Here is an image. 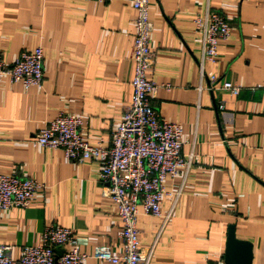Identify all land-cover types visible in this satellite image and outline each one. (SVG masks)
<instances>
[{
  "label": "crops",
  "instance_id": "obj_1",
  "mask_svg": "<svg viewBox=\"0 0 264 264\" xmlns=\"http://www.w3.org/2000/svg\"><path fill=\"white\" fill-rule=\"evenodd\" d=\"M207 9L231 30L201 77L193 21ZM134 18L131 0H0L2 60L11 65L22 52H43L41 85L0 80V174L44 186L26 208L0 213V245L11 247L14 260L38 246L49 225L74 233L89 256L84 264H110L92 258L96 247L123 250L98 163L69 162L32 141L66 113L82 119L88 145L110 148L131 99ZM149 20L155 59L146 78L159 86L151 105L181 126V154L192 161L164 182L161 213L169 217L137 216L139 246L152 248L149 264H224L233 225L236 239L251 245L250 264H264V0H149ZM211 75L218 80L212 91ZM225 81L238 95L220 89Z\"/></svg>",
  "mask_w": 264,
  "mask_h": 264
},
{
  "label": "built area",
  "instance_id": "obj_2",
  "mask_svg": "<svg viewBox=\"0 0 264 264\" xmlns=\"http://www.w3.org/2000/svg\"><path fill=\"white\" fill-rule=\"evenodd\" d=\"M93 1L104 3L109 0ZM131 3L135 11L131 99L123 109L110 148L88 145L82 134V119L66 113L50 121L32 141L43 148L60 150L69 162L98 163L101 195L113 202L121 220L123 250L113 255L108 247H96L91 256L110 264L150 263L152 248L144 250L139 246L137 216L141 212L163 217L161 204L166 194L165 180L179 171L186 173L192 161L191 156L185 158L181 154V126L162 120L151 105L159 86L146 78L155 59L150 47L153 27L149 20V0H131ZM193 25L194 33L201 39L197 68L199 75L206 77L205 65L217 61L218 42L228 38L231 28L220 13L210 9L197 16ZM42 65L41 48L22 52L11 65L0 56V80L7 76L11 83H18L24 89L37 87L43 79ZM208 81L209 90L217 88L215 76H209ZM220 89L233 96L239 93V87L229 81L222 82ZM42 190L44 186L33 179L0 174V213L12 208H26L33 196ZM10 250L11 247L0 245V264H84L89 258L79 250L71 230L55 225L44 228L38 246L22 248L18 261L11 257Z\"/></svg>",
  "mask_w": 264,
  "mask_h": 264
},
{
  "label": "water",
  "instance_id": "obj_3",
  "mask_svg": "<svg viewBox=\"0 0 264 264\" xmlns=\"http://www.w3.org/2000/svg\"><path fill=\"white\" fill-rule=\"evenodd\" d=\"M251 259V245L248 242L237 240L234 233V226L229 225L227 229L224 264H250Z\"/></svg>",
  "mask_w": 264,
  "mask_h": 264
}]
</instances>
